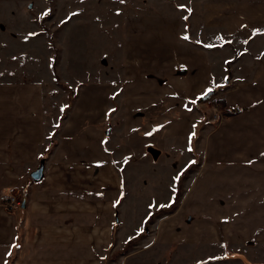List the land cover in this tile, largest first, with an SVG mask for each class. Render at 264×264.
<instances>
[{
    "label": "rangeland",
    "instance_id": "374dc122",
    "mask_svg": "<svg viewBox=\"0 0 264 264\" xmlns=\"http://www.w3.org/2000/svg\"><path fill=\"white\" fill-rule=\"evenodd\" d=\"M250 1L255 0H0V80L43 82L47 135L52 136L61 109L75 99L85 80L79 103L99 107L101 95L94 93L92 79L115 80L120 87L137 70L154 69L160 84L167 85V72L179 76L184 58L192 54L187 25L192 24L195 34H206L201 16L206 6L215 5L224 15L226 5L239 9L240 2ZM186 35L190 39H183ZM220 37H226L222 29L215 39ZM220 50V56L227 51ZM221 73L217 79L225 80ZM234 83L227 79L203 101L200 94L184 97L172 83L169 100L159 94L148 110L135 115L146 126L152 113L158 115L156 123L164 130L161 143L172 166L165 169L159 200L172 199L149 223L153 242L134 255V264H264V85L247 88L248 99H260L254 109L227 115L226 107L241 106L234 102L239 94ZM226 94L229 105L218 101ZM166 103L172 107L162 110ZM119 125L117 138L123 141L127 131L124 123ZM178 134L176 140L173 135ZM186 168L191 170L181 177ZM178 187V203L168 211ZM133 216L136 222V211ZM144 233L123 251L137 242L143 246Z\"/></svg>",
    "mask_w": 264,
    "mask_h": 264
},
{
    "label": "crops",
    "instance_id": "0c3cea01",
    "mask_svg": "<svg viewBox=\"0 0 264 264\" xmlns=\"http://www.w3.org/2000/svg\"><path fill=\"white\" fill-rule=\"evenodd\" d=\"M243 4L237 10L226 5L224 15L215 5L206 6L201 14L206 34H195L192 24L187 25L192 54L184 58L179 76L167 72V85L160 84L154 69L137 70L120 87L115 80L92 79L94 93L101 95L99 107L79 103L85 80L48 154L45 147L51 136L43 82L0 80V264H5L9 252L10 264H134V255L153 242L148 239V225L155 221L150 217L172 199L159 200L166 186L165 169L172 166L167 146L161 143L164 130L156 123L158 115H150V126L138 116L160 99L159 94L169 100L172 83L187 97L203 95L209 87L214 90L213 81L222 85L233 78L239 93L234 102L244 110L258 105L259 98L248 99L247 88L264 85V0ZM217 28L225 31L223 40L215 39ZM256 29L261 32L256 34ZM209 44L213 47H205ZM222 48L227 51L220 56ZM219 71L225 80L217 79ZM224 97L229 105L231 98ZM117 98L119 102L112 103ZM166 105L159 107L164 110ZM120 122L127 131L123 141L117 138ZM173 136L179 140V134ZM42 159L44 175L36 181L31 173ZM10 195L25 200V205L9 209L4 201ZM145 203L148 206L141 207ZM153 204L157 206L150 207ZM141 233L143 246L137 242L124 252Z\"/></svg>",
    "mask_w": 264,
    "mask_h": 264
},
{
    "label": "trees",
    "instance_id": "16d2710c",
    "mask_svg": "<svg viewBox=\"0 0 264 264\" xmlns=\"http://www.w3.org/2000/svg\"><path fill=\"white\" fill-rule=\"evenodd\" d=\"M57 76H58V75H57ZM199 98H200L201 101H203V100H205V99H207V98H209V97H206V98H205V97H204V94H203V95H201ZM73 101H74V98H73V99H70L69 103L66 104V106L64 107V110L62 111V114H61V116H60V120H59V122H58L59 127H56V129L54 130V132H53V134H52V136H51V143L48 144V145L45 147V154H48V153L53 149L54 145L56 144L57 140H56V138H54V134H56V132L61 128V126H62V124H63V120H64V118H66V116H67V114H68V111L72 108ZM218 101H221V102L223 103V105H226V103H227L225 97H221V98H219ZM242 109H243V108H242L241 106H239V105H232V106H228V107H226L224 112H225L227 115H232V114L239 113L240 111H242ZM190 170H191V168H186L185 171L181 172V173H182V176H181V177H184V176L187 174V172L190 171ZM180 194H181V188L178 187V188H177V194H176V196H175V198H174V201H173V203H172V205H171V207H170V209H169L168 211L172 210V209L177 205V203H178V199H179V197H180ZM167 209H168V208H164V207H163V208H161V209H159V210H155V211L153 212L152 216L150 217V219L152 220V219L154 218V216H157V214H160V213H162V212H165ZM140 236H141V235H139L138 237L132 239L130 242L135 241V240L138 239ZM130 242H129V243H130ZM17 245H18V244H17ZM12 258H13V256H12V254H11V256H9V258H8V260H7V264H10V263H11Z\"/></svg>",
    "mask_w": 264,
    "mask_h": 264
},
{
    "label": "snow or ice",
    "instance_id": "6c2138e0",
    "mask_svg": "<svg viewBox=\"0 0 264 264\" xmlns=\"http://www.w3.org/2000/svg\"><path fill=\"white\" fill-rule=\"evenodd\" d=\"M119 2L120 3H125L126 2V0H119ZM183 7V6H182ZM189 12L191 11L190 9L188 10ZM49 13L48 12H45L44 13V15L45 16H47ZM120 13H119V11H117V15H119ZM72 15H77V13H73ZM184 19L185 20H187L188 19V17L187 16H185L184 17ZM244 27H246V26H244ZM261 32V30L260 29H256L255 30V33L256 34H259ZM183 39H185V40H188V39H190V37H188L187 35L186 36H184L183 37ZM220 39L221 40H223L224 38L223 37H220ZM230 42V41H229ZM248 41H245V43H247ZM205 47H213V45H211V44H209V45H205ZM213 84H214V86L215 87H222L223 85H217V84H215V82L213 81ZM213 91V87H209L207 90H206V92L204 93V95H207L208 93H211ZM192 103H196V101H192ZM185 107L187 108V105H185ZM188 111H191V109H187ZM61 111H63V109H61ZM113 111H115V110H113ZM55 127H59V125L57 124V125H55ZM195 127V126H194ZM147 135H152V133H148ZM195 136V132H193L191 135H190V137H189V144H191V139L193 138ZM189 151H192V149H191V146H189ZM127 160H128V158H126L125 159V163H127ZM115 163V162H114ZM192 163H195V161H193ZM97 166H100V165H97ZM122 170V169H121ZM175 180H179L180 179V176L179 175H177L175 178H174ZM117 203H119V201H117ZM157 205H155V204H153V205H150V207H156ZM170 205H160V207H169ZM141 231H143V229H141ZM12 247L13 248H17V247H19V245H17V244H14V245H12ZM11 252H9L8 253V255L9 256H11ZM5 264H7V261H5Z\"/></svg>",
    "mask_w": 264,
    "mask_h": 264
},
{
    "label": "water",
    "instance_id": "95a60500",
    "mask_svg": "<svg viewBox=\"0 0 264 264\" xmlns=\"http://www.w3.org/2000/svg\"><path fill=\"white\" fill-rule=\"evenodd\" d=\"M209 94H210V93H208L207 95H204V97H205V98L208 97ZM44 166H45V160L42 159L41 162H40V164H39V165L36 167V169H34V170L32 171V173H31L32 178H33L34 180L38 181V180H40V179L43 177V175H44ZM21 205H22V206L25 205V200H23V202H22Z\"/></svg>",
    "mask_w": 264,
    "mask_h": 264
},
{
    "label": "built area",
    "instance_id": "2783aa9c",
    "mask_svg": "<svg viewBox=\"0 0 264 264\" xmlns=\"http://www.w3.org/2000/svg\"><path fill=\"white\" fill-rule=\"evenodd\" d=\"M4 203L9 209L13 210L15 208H19L22 201L20 198L10 195L9 198L5 199Z\"/></svg>",
    "mask_w": 264,
    "mask_h": 264
}]
</instances>
